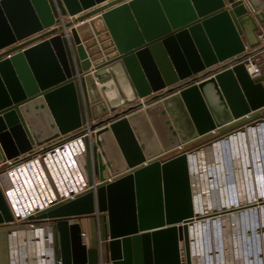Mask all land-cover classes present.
<instances>
[{"label": "water", "instance_id": "obj_1", "mask_svg": "<svg viewBox=\"0 0 264 264\" xmlns=\"http://www.w3.org/2000/svg\"><path fill=\"white\" fill-rule=\"evenodd\" d=\"M106 1L0 0V145L15 165L89 120L85 189L28 218L54 225L61 264H181L179 241L192 264L190 152L164 158L264 120V71L215 67L246 56L225 0ZM89 215L100 247L69 223Z\"/></svg>", "mask_w": 264, "mask_h": 264}, {"label": "crops", "instance_id": "obj_2", "mask_svg": "<svg viewBox=\"0 0 264 264\" xmlns=\"http://www.w3.org/2000/svg\"><path fill=\"white\" fill-rule=\"evenodd\" d=\"M112 0H108L100 6H104L111 2ZM130 0H125L117 5H114L113 7H109L105 9L103 12H106L107 10H110L116 6H119L121 4L127 3ZM227 4L230 6V13L232 15V18L234 22L237 25V28L240 32L242 41L244 44H246L249 48L250 52H255L261 48V45L258 42L257 35L260 32H264V0H232L230 3L229 0H225ZM96 8V7H95ZM99 13V14H101ZM81 23H78L79 25ZM75 25V26H77ZM57 26V25H55ZM9 58V56H7ZM93 84L95 86H98V80L94 77ZM260 117V114L254 115L249 119H257ZM91 119V118H90ZM94 121H97L96 119ZM261 133L264 134V128L263 126L258 127ZM258 128L252 127V133L254 134V131ZM244 130V128H242ZM245 132H240L238 129L233 131L232 138L228 139L229 144V156L230 159H228L226 162L227 165L224 166V156L227 155V152L224 151L222 148V144H220L221 148H219V145H214L213 143L218 142L222 137L213 140L209 143V145H212L213 153L211 154L209 158H206L204 163V168L207 167V171L205 169L204 172L200 171V175L198 177V173H195V181L193 189L195 190V202H196V211L203 212V215L206 214L208 208H212L217 213L215 216H212V218H218L220 216L225 217L228 216V218L222 219V221L216 222L215 229L219 230V234L221 235V250H222V256L217 257V263L214 264H223L220 262V258H222L223 261L229 260V249L228 246L230 244L224 243L223 239L225 235L229 236L231 234L233 238V246L232 248L238 247L239 248V235H237V223L238 219H236V215L240 213L241 209H236V204L240 203V205H248L247 207L255 208V209H262L264 210V191L263 187L260 185L261 182L264 180V172L263 170H260V168L257 167V172L253 169V163L252 159L253 156L250 154V144L248 141V127L245 129ZM251 131V130H250ZM236 133V135H235ZM225 136V135H224ZM94 140V138H91V142ZM90 142V141H89ZM253 143V142H252ZM206 146V145H205ZM203 146V147H205ZM202 147V148H203ZM200 148V149H202ZM254 149L259 150V147H256V143H254ZM199 149H197L198 151ZM259 154V153H258ZM260 155V154H259ZM257 162L261 161L260 158L255 159ZM6 158L4 156L3 149L0 145V167H2L5 164ZM217 166L215 170L212 168L213 166ZM210 166V167H209ZM220 167V168H218ZM226 167V168H225ZM252 170V173H249V170ZM197 172V171H196ZM218 176V179H217ZM233 177L236 179L237 190H235V187H230L229 180H231V183L233 181ZM199 178L200 183L198 185L197 179ZM213 179H215V182H212ZM212 182V187L210 188V183ZM219 182V183H218ZM240 184V185H239ZM231 188V190L227 191L228 186ZM222 188L225 190V195L223 196V204H219V208H216L214 206L213 200L210 201V198H208L205 202V192L207 191V196H211L209 193L214 189H220ZM201 192V196L200 193ZM255 196V197H252ZM212 197V196H211ZM200 198V199H199ZM202 202L201 205H198L197 203ZM233 203V204H232ZM225 205V207H224ZM228 205L231 206L233 210L228 209ZM239 205V204H238ZM235 206V207H233ZM254 209V210H255ZM235 211V212H234ZM213 212V211H210ZM259 212V210H258ZM219 213V214H218ZM261 213V211L259 212ZM258 213V214H259ZM100 217L101 215H89V216H82L80 218H77L75 220H71L69 223L78 222L81 226L82 231V240L85 242L87 247H100L103 244L100 243L101 235H102V228L100 226ZM208 215L205 216L206 220ZM250 220L249 215L247 216ZM260 217L257 214L254 215L253 222L255 218ZM210 219V217L208 218ZM228 219V223H227ZM250 226L252 225V219L250 220ZM31 222L34 223V226L37 228H42V234L40 236H43L42 238L38 235L32 234V231L30 232L27 230L29 225L27 222H10L7 224H0V264H11V253L17 252L19 255V258L23 260V262H28L35 260L33 259L32 254H35V258L39 259V252H42V249L38 250V245L34 246V244L37 242V240L41 239V243L44 244L45 255L46 257H53L52 254V247L54 248V255L57 257L56 253V245H55V228L52 223L42 221V220H31ZM244 222V221H243ZM210 225V224H208ZM207 223H204V221L201 219L200 224H198V221L195 222L194 229H193V236H196L193 249H194V255L195 260L194 264H201V262H205L203 260L202 256H210V250L207 248V239H205V235H209L210 238L208 240L212 243V237L214 234V228L211 226L208 227ZM246 226L243 225V229L241 232L244 233L245 237L242 238V240H245L249 247H255L258 249V254L256 256H252V263L246 261L248 264H264V227H257L254 228V231L251 229L248 231V228L245 230ZM34 233V232H33ZM216 233V232H215ZM51 235V236H50ZM216 238H219L218 235H215ZM52 242V243H51ZM210 243V246H211ZM209 246V247H210ZM218 246V245H217ZM35 247V248H34ZM207 248V249H206ZM35 252V253H34ZM104 250H102V253ZM247 252H245L246 254ZM43 257V256H42ZM41 257V258H42ZM44 257V259H47ZM213 258L214 256L211 255ZM209 259V258H208ZM200 260V263H199ZM235 264H241V262L235 260Z\"/></svg>", "mask_w": 264, "mask_h": 264}, {"label": "built area", "instance_id": "obj_3", "mask_svg": "<svg viewBox=\"0 0 264 264\" xmlns=\"http://www.w3.org/2000/svg\"><path fill=\"white\" fill-rule=\"evenodd\" d=\"M257 39L259 44L261 45V48L259 50L252 53L249 51L248 46L244 44V53L246 54V56L242 58L241 61L234 62V60H230L225 63L216 65L215 67L218 68V71H221L224 68H232L234 65L242 64L244 65L245 70L251 79L260 76L264 71V32H260L257 35ZM139 101L142 102V107H145L143 102L144 100L139 99ZM254 120L255 119H252L253 122ZM92 122H94V120ZM260 123L263 124L264 120H261ZM260 123H258L257 125H259ZM73 133L74 134L71 133L72 136H63V138L58 140L55 144H52L48 147L46 146L47 148L52 147L48 150L45 149L46 147H43L41 148V150L35 149L32 153L25 154L28 158L20 161L15 165H10L11 163H14V160H6L5 164L3 165L4 169L0 170V188L10 207V211L13 216V222H27L30 227L27 230H29L30 232L32 231V233L37 232V236H40L43 232L42 228H37L36 226H34V223L31 222V220H29L28 218L34 215L37 211L48 207L55 201H59L64 198H73L78 193L83 191L86 187L87 171L85 168V142L91 141V138H93V131L89 129V120H86V124L82 125L78 130H76V132ZM71 159H73V161H71ZM43 173L45 175H43ZM17 175L22 179H28L29 175H31L33 177L34 184L32 185L29 182V187L28 185H25L26 187H28L29 196H27L25 191L22 189L23 197L20 198V202L18 201L17 204H12L8 188L10 186V181L14 180ZM43 185L44 187H42ZM236 205L238 206V204ZM218 209L220 210V208ZM224 218L226 219L228 218V216H220L218 218H210L204 220V223H207V225L210 224L208 225V227L211 226L212 228H214V234L211 240L212 243L209 241V244L211 243V246L209 245L211 249L210 254L214 257H211L205 263H217V257L222 256V250L220 247L222 241L219 240L221 239V235L216 232L215 226L216 222L222 221V219L224 220ZM254 224L255 228H257L258 226L264 227V215H261L259 219L257 217V222ZM215 235H218L219 238H216ZM223 240L224 243L228 244L233 242L231 234L229 236L225 235ZM40 241L41 239L37 240L36 243H41ZM178 248L180 252L181 264H185L183 244L181 241L178 242ZM236 248L237 251H239V248ZM45 249L47 248L45 247ZM248 250L254 252L256 248L249 247ZM248 250H245V252H248L247 254L243 255L242 252L239 253V258L237 259H232L229 256V260L223 261L222 258H220L219 260L223 264H235V260L241 262V264H248L246 263V261H252V256H250V251ZM193 252L191 253L192 264L195 263V255ZM51 255L53 257H46L47 259H44V253H42L41 257L43 256L42 260L44 261L39 263L32 261H29V263L23 262V260L19 258L17 252L11 253L10 258L11 264H61V260L54 255L53 247ZM245 255L248 256L247 260L243 259ZM32 256L33 259H36L35 254H32ZM201 264H203V262H201Z\"/></svg>", "mask_w": 264, "mask_h": 264}, {"label": "rangeland", "instance_id": "obj_4", "mask_svg": "<svg viewBox=\"0 0 264 264\" xmlns=\"http://www.w3.org/2000/svg\"><path fill=\"white\" fill-rule=\"evenodd\" d=\"M252 119H249V120H244V121H242V122H240V123H238V124H236L235 126H233V127H231V128H229V129H227V130H222V132H220V133H215V134H213L212 136H210V137H208V138H206V139H204V140H201V141H199V142H197V143H195V144H193V145H191L189 148H190V150H188V152H194L195 150L197 151V149H200V148H202L203 146H208L209 145V143L210 142H212L213 140H215V139H218V138H222V137H227V136H230V135H233L234 133H233V131H235V130H239V129H242V128H244V129H246L247 127H248V141H249V144H250V154L253 156V159H252V163H253V169L255 170V172H257V167L258 168H260V170H263V172H264V134L263 133H261V131L260 130H258V129H256V131H254V134L252 133V127L254 128V127H259V126H263L264 124H261L260 122H261V120H260V118H255V120H254V122L252 121ZM258 123H260L259 125H257ZM251 130V131H250ZM236 134V133H235ZM224 135H226V136H224ZM223 139V138H222ZM253 142V143H252ZM56 143V142H55ZM55 143H53V144H55ZM254 143H256V147H259V150H255L254 149ZM45 144H47L48 146H50V145H52V143L50 144V142L49 143H45ZM50 144V145H49ZM229 144L230 143H224V144H222V148L224 149V151L225 152H227V155H225L224 156V159H223V161H224V166L225 165H227V163L226 162H229V161H227L228 160V158H230V156H229V152H228V150L229 151H231L230 149H229ZM57 145V144H56ZM47 146V147H48ZM45 148V149H50V148H52V147H50V148ZM54 147V146H53ZM212 151L213 150H211V149H207L206 150V152H205V154L204 155H206L205 156V159L206 158H209L210 157V155L212 154ZM189 153V154H190ZM260 155H259V154ZM258 158H260L261 159V161H259V162H257L255 159H258ZM204 159V160H205ZM210 167V166H209ZM217 166H213L212 168L215 170V168H216ZM218 168H220V167H218ZM226 168V167H225ZM2 169H4V167L2 166V167H0V170H2ZM190 175H191V172H190ZM191 177V176H190ZM195 177V176H194ZM217 179H218V176H217ZM215 179H213V181L212 182H215L214 181ZM212 182L210 183V188L212 187ZM219 183V182H218ZM229 185V184H228ZM227 185V186H228ZM240 185V184H239ZM262 187H263V191H264V180L261 182V184H260ZM237 187V186H236ZM26 190H27V192H28V187H26ZM229 190H231V188H229V186H228V188H227V191H229ZM207 191L209 192L210 190H206V192H205V202H206V200L208 199V198H210V201L211 200H213V203H214V206H213V208L214 207H216V208H219L220 206H219V204H223V196L226 194L225 193V190H223L222 188H220V189H213L209 194L212 196H210L209 197V195L207 196ZM194 194V193H193ZM252 197H255V196H252ZM263 200H264V198H263ZM237 207H239V206H237ZM236 209H238V208H236ZM255 208H252L251 209V207H250V209H244L243 210V212H240L239 214H237L235 217H236V219H238V222L239 223H237L238 225H237V235H239V237H241V238H239V252H244L245 250H248V248H249V246H250V244L248 245V243L245 241V240H242V238H244L245 237V235H244V233H242L241 234V232H243L242 231V229H243V225L244 226H246V228H244L245 230L248 228V226L250 227V223H251V221L249 222V219H248V217H247V213H249L250 214V218L252 219V214H253V216L254 215H256V210L257 209H255ZM235 212V211H234ZM248 214V215H249ZM256 220H254L255 221V223L257 222V218H255ZM244 221V222H243ZM251 227H252V230L254 231V228H255V224H254V222L252 221V225H251ZM219 230L220 229H217V231L216 232H219ZM209 237L210 236H207V235H205V239H207L206 241H207V248H208V250H211L210 249V247H209V245L210 244H208V240H209ZM196 238V236H194V239ZM195 241V240H194ZM222 244V243H221ZM206 248V249H207ZM251 248V247H250ZM193 251H194V249H193ZM248 251H250V250H248ZM258 250H257V248H256V250H254V253H253V255L250 253V256H256L257 254H258ZM248 253V252H247ZM246 253V254H247ZM202 258H203V260H205V262H207V260H209L210 258H211V255L210 256H207V254H206V256H202ZM209 258V259H208ZM243 259L244 260H247L248 259V256H244L243 257ZM205 262H203V264H209V262L208 263H205Z\"/></svg>", "mask_w": 264, "mask_h": 264}, {"label": "bare ground", "instance_id": "obj_5", "mask_svg": "<svg viewBox=\"0 0 264 264\" xmlns=\"http://www.w3.org/2000/svg\"><path fill=\"white\" fill-rule=\"evenodd\" d=\"M264 124V123H263ZM255 128H257V127H255ZM263 128H264V125H263ZM258 130H259V128H258ZM246 130L244 129H239V131L237 132V134H239L240 132H245ZM236 135V134H235ZM232 136L233 135H230V136H227V138L225 139V138H223V139H221V140H219L218 142H216V143H213L215 146L216 145H219V148H221V146H220V144H224V143H228V139H230V138H232ZM51 144V143H50ZM49 144V145H50ZM212 144V145H213ZM212 145H208V146H205V147H203L202 149H199L198 151H194L193 153H188V158H189V168H190V172H191V182H192V190H193V201H194V208H195V206H196V202H195V190L193 189V187H194V183H196V181H195V178H194V176H195V173H198L197 175H198V177H199V175L201 174L200 173V171H202V172H204L205 171V169H206V171H207V167L206 168H204L203 166H204V159H205V156L206 155H204L205 154V152H206V150L208 149V148H210V146H211V148H212ZM213 145V146H214ZM46 146H48L47 144H43V145H40V146H37V150H41V148H43V147H46ZM212 150V149H211ZM212 153H213V151H212ZM210 156H212V155H210ZM228 159H230V158H228ZM22 164H25V163H22ZM21 165V164H20ZM20 165H18V166H20ZM16 168V167H15ZM197 171V172H196ZM249 173H252V170L250 169L249 170ZM43 175H45L44 173H43ZM19 180V181H18ZM197 181H198V185H199V183H200V180H199V178L197 179ZM33 185L34 183H33V177L31 176V175H29V178L28 179H22L20 176H18L17 175V177L16 178H14V180H12V181H10V186H9V188H8V190H9V196H10V199H11V203L13 204H17V202L19 201L20 202V198L21 197H23V193H22V189L25 191V193H26V195L27 196H29V194H28V192H27V190H26V186L25 185H28V187H29V185H30V183ZM237 182H236V179H235V177H233V181H232V183H231V180H229V185H230V187L232 186V187H235V186H237L238 184H236ZM42 187H44V185L42 186ZM231 187V188H232ZM236 189L235 190H237V187H235ZM200 194V196H201V192L199 193ZM32 195H33V193H32ZM55 195V194H54ZM64 195H66V194H64ZM63 195V196H64ZM200 199V198H199ZM201 203L202 202H199L198 201V205H201ZM233 204V203H232ZM232 206V205H231ZM231 206H229L228 205V209H231L232 207ZM237 206V205H236ZM239 207H237L238 209H241L240 210V212H243V210L244 209H250V207H247L248 205H238ZM40 207H43V206H40ZM224 207H225V205H224ZM37 208H39V207H37ZM236 208V207H235ZM258 210H259V212L261 211V213H259L258 212ZM258 210H256V214L259 216H261V215H264V210L262 209V207H261V209L259 208ZM195 211H196V208H195ZM210 211H213V212H210ZM216 212H215V210H213L212 208H208L207 209V212H206V214H204L205 216L206 215H208V217H207V219L210 217V218H212V216H215L216 214H215ZM259 213V214H258ZM248 214L249 213H247V216H248ZM249 217H250V214H249ZM252 217H253V214H252ZM258 219H259V217H258ZM250 220H251V218H250ZM250 220H249V222H250ZM252 221H253V218H252ZM195 222H197V221H195ZM195 225V224H194ZM193 229H194V226L192 225V227H191V229H190V233H191V235H192V237L194 238V233H193ZM252 230V227L250 226H248V231L249 230ZM253 231V230H252ZM32 234H34V235H37V232L35 233H32ZM38 234H40V233H38ZM42 234H44V233H42ZM246 235V234H245ZM44 236V235H43ZM43 236H41V238L43 237ZM247 236V235H246ZM193 244H194V242H193ZM38 245V246H37ZM34 246H37L38 247V250L40 251L41 249H42V252L40 253L39 252V259L37 260V259H35V260H32V262H37V263H39V262H43L44 260H42V258H41V254L42 253H44V255H47V253L48 252H46L45 253V248H44V244L43 243H35L34 244ZM35 248V247H34ZM35 253V252H34ZM49 254V253H48Z\"/></svg>", "mask_w": 264, "mask_h": 264}, {"label": "clouds", "instance_id": "obj_6", "mask_svg": "<svg viewBox=\"0 0 264 264\" xmlns=\"http://www.w3.org/2000/svg\"><path fill=\"white\" fill-rule=\"evenodd\" d=\"M71 161H73V159H71ZM239 204V203H238ZM32 205V204H31ZM233 246V242H231L230 246H228V249H229V256L232 258V259H237L239 258V251H237V248H232ZM250 253L253 255V251H250ZM242 254L244 255L245 254V251L242 252Z\"/></svg>", "mask_w": 264, "mask_h": 264}, {"label": "flooded vegetation", "instance_id": "obj_7", "mask_svg": "<svg viewBox=\"0 0 264 264\" xmlns=\"http://www.w3.org/2000/svg\"><path fill=\"white\" fill-rule=\"evenodd\" d=\"M189 147H190V146H189ZM189 147H187V148H183V149L179 150L178 152H175V153H173V154H171V155L165 157L164 159H169V158H172V157H174V156H176V155H178V154H180V153H182V152L188 151V150H190ZM199 213H200V212H199ZM200 214L203 215V212H201Z\"/></svg>", "mask_w": 264, "mask_h": 264}]
</instances>
